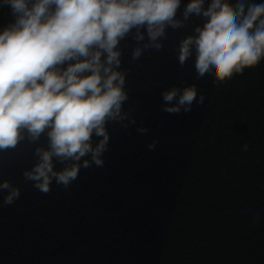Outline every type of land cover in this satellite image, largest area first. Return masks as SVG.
<instances>
[{
  "label": "water",
  "instance_id": "1",
  "mask_svg": "<svg viewBox=\"0 0 264 264\" xmlns=\"http://www.w3.org/2000/svg\"><path fill=\"white\" fill-rule=\"evenodd\" d=\"M227 2L235 11L239 0ZM187 3L159 49L144 28L143 39L133 29L118 44L127 99L105 124L102 164L90 153L74 180L53 178L42 192L24 172L46 134L0 151V183L10 184L0 190V264H264V60L223 81L199 79L194 53L178 59L204 21L183 18ZM14 19L0 5V29ZM189 87L191 106L164 111V92L178 99ZM102 139L93 135V148ZM73 163L54 158L57 171ZM12 189L19 196L8 203Z\"/></svg>",
  "mask_w": 264,
  "mask_h": 264
},
{
  "label": "clouds",
  "instance_id": "2",
  "mask_svg": "<svg viewBox=\"0 0 264 264\" xmlns=\"http://www.w3.org/2000/svg\"><path fill=\"white\" fill-rule=\"evenodd\" d=\"M188 0L183 12L202 16L195 35L180 43L179 62L193 55L199 79L213 76L231 78L264 60V2L245 8L242 0L235 11L227 0ZM7 4L14 21L0 29V151L12 149L27 136L37 141L42 134L47 147H37V162L25 170L42 192L53 178L67 185L79 171L82 157L90 154L102 164L99 155L108 134L107 121L120 117L127 99L125 78L118 70V44L133 29L136 39L146 29L149 40L157 41L165 28H178L176 12L181 0H0ZM136 49L133 58H138ZM67 64L66 67L64 65ZM196 99L195 88L163 93L164 111L175 113ZM177 100L175 105L171 102ZM103 137L93 148L92 137ZM60 162L73 161L59 171ZM88 161H84V167ZM8 181L0 190L9 189ZM19 196L12 189L6 202Z\"/></svg>",
  "mask_w": 264,
  "mask_h": 264
}]
</instances>
